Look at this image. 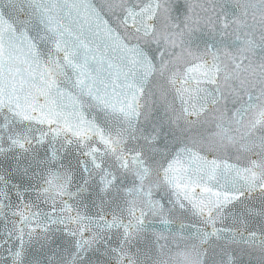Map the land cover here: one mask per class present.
<instances>
[{
    "label": "snow or ice",
    "instance_id": "obj_1",
    "mask_svg": "<svg viewBox=\"0 0 264 264\" xmlns=\"http://www.w3.org/2000/svg\"><path fill=\"white\" fill-rule=\"evenodd\" d=\"M0 264H264V0H0Z\"/></svg>",
    "mask_w": 264,
    "mask_h": 264
}]
</instances>
